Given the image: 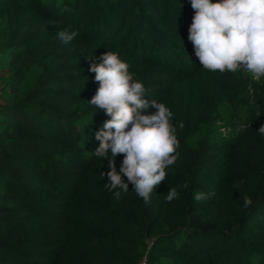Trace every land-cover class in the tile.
Instances as JSON below:
<instances>
[{
    "label": "trees",
    "instance_id": "obj_1",
    "mask_svg": "<svg viewBox=\"0 0 264 264\" xmlns=\"http://www.w3.org/2000/svg\"><path fill=\"white\" fill-rule=\"evenodd\" d=\"M194 14L191 0H0V264H264V77L203 68ZM108 51L173 112L177 159L148 202L131 183L115 199L93 154L110 116L89 103L90 67Z\"/></svg>",
    "mask_w": 264,
    "mask_h": 264
},
{
    "label": "clouds",
    "instance_id": "obj_2",
    "mask_svg": "<svg viewBox=\"0 0 264 264\" xmlns=\"http://www.w3.org/2000/svg\"><path fill=\"white\" fill-rule=\"evenodd\" d=\"M191 7L195 14L188 40L203 68L233 73L242 69L257 81L264 77V0H191ZM57 36L67 44L78 32L65 29ZM101 60L90 67L99 87L89 103L105 110L110 119L95 133L99 146L93 154L108 159L109 182L105 187L115 199L127 193L131 183L135 193L148 202L156 186L165 181L166 168L177 159L179 141L171 122L173 112L164 103L144 98V84L133 79L129 65L118 53L108 51ZM149 107L157 111L143 114ZM258 132L264 135V125ZM117 155H123L119 172L114 165ZM178 195L176 188H171L165 201L171 202ZM211 195L214 193L197 192L194 199L199 202ZM251 205L246 196L244 208Z\"/></svg>",
    "mask_w": 264,
    "mask_h": 264
}]
</instances>
